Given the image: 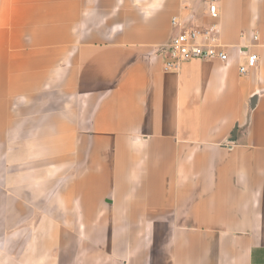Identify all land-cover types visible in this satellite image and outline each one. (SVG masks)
I'll return each mask as SVG.
<instances>
[{
    "label": "crops",
    "instance_id": "crops-1",
    "mask_svg": "<svg viewBox=\"0 0 264 264\" xmlns=\"http://www.w3.org/2000/svg\"><path fill=\"white\" fill-rule=\"evenodd\" d=\"M219 10L0 0V239L37 222L53 264H264V0ZM175 17L218 25L228 62L165 71Z\"/></svg>",
    "mask_w": 264,
    "mask_h": 264
},
{
    "label": "built area",
    "instance_id": "built-area-1",
    "mask_svg": "<svg viewBox=\"0 0 264 264\" xmlns=\"http://www.w3.org/2000/svg\"><path fill=\"white\" fill-rule=\"evenodd\" d=\"M221 0H204L207 5V13L213 20L220 17L219 3ZM172 26L176 33L171 38L165 49L164 70L179 71L182 65L191 60H219L227 63L229 53L227 47L221 42L218 25L208 27L199 25H186L179 18L172 20ZM258 35L253 34L252 39L258 40ZM248 50V49H247ZM246 56V63L240 66L241 75H248L255 70L259 57L257 53L241 51Z\"/></svg>",
    "mask_w": 264,
    "mask_h": 264
},
{
    "label": "rangeland",
    "instance_id": "rangeland-1",
    "mask_svg": "<svg viewBox=\"0 0 264 264\" xmlns=\"http://www.w3.org/2000/svg\"><path fill=\"white\" fill-rule=\"evenodd\" d=\"M18 172V168H17ZM13 179H12V189L11 192L16 194V197L13 194V197L10 199L12 212L18 215L19 212V200H18V186H19V178L18 174H15V170L13 169ZM45 184L44 187H46ZM17 187V188H16ZM5 202L4 195L2 190H0V212H3L2 207ZM25 225V223H23ZM39 224L37 222H29L27 228L29 230L30 236L24 238L22 244H20L19 237L5 238L0 239V264H53L56 261L54 255H51L50 252L45 251V247L43 243L45 241H49V249L51 250V238H43L42 233L39 232ZM22 225V226H24ZM25 227V226H24ZM20 229V223H13V232L14 230ZM4 240L9 244V251L4 252V255L1 254L4 246Z\"/></svg>",
    "mask_w": 264,
    "mask_h": 264
},
{
    "label": "water",
    "instance_id": "water-1",
    "mask_svg": "<svg viewBox=\"0 0 264 264\" xmlns=\"http://www.w3.org/2000/svg\"><path fill=\"white\" fill-rule=\"evenodd\" d=\"M256 97L251 100V108H255Z\"/></svg>",
    "mask_w": 264,
    "mask_h": 264
}]
</instances>
